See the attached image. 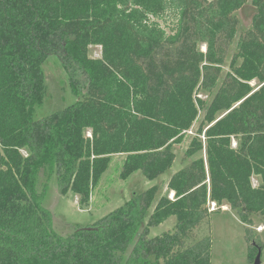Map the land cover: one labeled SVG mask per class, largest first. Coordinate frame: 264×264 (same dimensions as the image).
I'll return each mask as SVG.
<instances>
[{
  "label": "trees",
  "instance_id": "trees-1",
  "mask_svg": "<svg viewBox=\"0 0 264 264\" xmlns=\"http://www.w3.org/2000/svg\"><path fill=\"white\" fill-rule=\"evenodd\" d=\"M248 1L0 0V264H211V238H195L215 213L208 202L237 215L254 260L264 246L252 230L253 217L264 222V0H251V27L219 83L234 14ZM166 17L170 33L158 22ZM91 47L101 48L99 58ZM52 56L77 100L36 118ZM200 113L189 163L166 183L172 199L152 208L151 187L87 226L94 230H54L43 205L52 175L80 209L114 156H124L121 180L137 172L156 179ZM171 217V232L149 237Z\"/></svg>",
  "mask_w": 264,
  "mask_h": 264
},
{
  "label": "rangeland",
  "instance_id": "rangeland-1",
  "mask_svg": "<svg viewBox=\"0 0 264 264\" xmlns=\"http://www.w3.org/2000/svg\"><path fill=\"white\" fill-rule=\"evenodd\" d=\"M250 2L251 0L234 14L237 22V35L226 45V56L222 64V75L219 83H221L225 74L230 72L237 37L251 27L255 9ZM158 22L167 33H170L174 27V21L171 17H166ZM200 50L205 52V45H201ZM100 52V47H91L90 57L99 58ZM239 64L240 61H236L235 65ZM42 68L46 84V95L42 105L35 110L36 118L61 111L77 100L70 91L67 75L57 57H49ZM251 85H256V82H252ZM197 97L206 98L202 94H198ZM202 117L203 113H200L192 129L187 133L188 137L182 144L173 147L175 158L172 167L156 179H146L141 173L137 172L131 175L127 181L121 180L119 177L120 163L124 156H114L109 169L101 178L100 185L92 192L89 205L83 209L78 206L77 196L71 192L65 195L59 193L56 178L52 175L46 183L47 188L43 205L52 212L54 230L59 235L66 236V234L72 233L76 228L91 226L97 220L121 207L133 196L151 187H156L157 193L152 204L153 208L160 197L169 195L166 186L167 181L174 173L189 163V160L184 157V151L189 143V138L194 136ZM86 136L89 137V134L87 133ZM201 141L204 142L202 136ZM233 143L235 142L233 141ZM202 155L204 156V152H202ZM44 178L41 173L37 185H34L31 189V194L34 197L42 190L46 181ZM252 184L257 186V180L252 179ZM218 209L214 211L215 213L210 214L208 220L204 221L195 231V238L197 239L207 236L211 238V264H253L257 255L252 262L248 261L247 243L244 238V227L241 221L233 211L232 213H223L220 212L221 208ZM253 221L252 230L264 245V222L258 217H253ZM174 225L175 218L171 217L164 224L151 228L149 237L159 236L164 232H171ZM259 262L264 264V246L260 250Z\"/></svg>",
  "mask_w": 264,
  "mask_h": 264
},
{
  "label": "crops",
  "instance_id": "crops-1",
  "mask_svg": "<svg viewBox=\"0 0 264 264\" xmlns=\"http://www.w3.org/2000/svg\"><path fill=\"white\" fill-rule=\"evenodd\" d=\"M173 195H174V193L173 192H169V198L170 199H172L173 198ZM223 207V208H222ZM221 207V211L220 212H223V213H227V212H230V213H232V210L229 208V206L228 205H226V204H223V206ZM235 214V213H234ZM170 219V218H169ZM168 219V220H169ZM168 220H166V221H168ZM165 221V222H166ZM164 222V223H165ZM164 223H162V224H164ZM162 224H160V225H162ZM243 225V224H242Z\"/></svg>",
  "mask_w": 264,
  "mask_h": 264
},
{
  "label": "water",
  "instance_id": "water-1",
  "mask_svg": "<svg viewBox=\"0 0 264 264\" xmlns=\"http://www.w3.org/2000/svg\"><path fill=\"white\" fill-rule=\"evenodd\" d=\"M223 116L224 115H222L221 117H223ZM80 230H82V231H91V230H94V229L93 228H89V227H83ZM259 255H260V250L258 251V254H257L256 258H255L254 264H260V262H259Z\"/></svg>",
  "mask_w": 264,
  "mask_h": 264
},
{
  "label": "built area",
  "instance_id": "built-area-1",
  "mask_svg": "<svg viewBox=\"0 0 264 264\" xmlns=\"http://www.w3.org/2000/svg\"><path fill=\"white\" fill-rule=\"evenodd\" d=\"M207 207H208V211H209V212H214V211L217 210V206H216V204L213 203V202H208Z\"/></svg>",
  "mask_w": 264,
  "mask_h": 264
}]
</instances>
